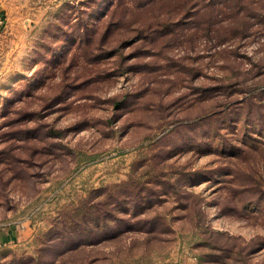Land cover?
I'll return each mask as SVG.
<instances>
[{
  "label": "rangeland",
  "instance_id": "rangeland-1",
  "mask_svg": "<svg viewBox=\"0 0 264 264\" xmlns=\"http://www.w3.org/2000/svg\"><path fill=\"white\" fill-rule=\"evenodd\" d=\"M0 264H264V0H0Z\"/></svg>",
  "mask_w": 264,
  "mask_h": 264
}]
</instances>
